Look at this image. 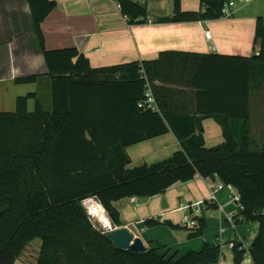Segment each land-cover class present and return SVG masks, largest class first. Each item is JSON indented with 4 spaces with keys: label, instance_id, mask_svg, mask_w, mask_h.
Masks as SVG:
<instances>
[{
    "label": "trees",
    "instance_id": "1",
    "mask_svg": "<svg viewBox=\"0 0 264 264\" xmlns=\"http://www.w3.org/2000/svg\"><path fill=\"white\" fill-rule=\"evenodd\" d=\"M27 3L32 30L46 66L16 82L50 80L52 107L35 91L20 94L13 110H0V264H13L26 244L41 239L38 264H217L222 245L206 241L198 250L167 255L154 247L139 251L118 246L97 228L82 201L94 196L113 224L120 225L115 202L125 196L164 192L196 175L218 177L238 191L240 219L257 220L249 248L235 239V264H264V139L251 137L250 97L264 84V18L257 17L253 56L163 50L153 60L93 67L75 46L47 49L42 22L54 0ZM129 23L147 21V7L118 0ZM231 0H201L185 11L173 0L172 14L159 22H191L224 16ZM146 80L158 109L144 107ZM35 99L33 109L29 98ZM214 117L224 139L207 146L202 120ZM172 130L181 147L155 162L130 165L127 146ZM260 145V144H258ZM190 236L203 233L197 218ZM157 217L145 219L153 226ZM172 227L180 225L165 220Z\"/></svg>",
    "mask_w": 264,
    "mask_h": 264
},
{
    "label": "crops",
    "instance_id": "2",
    "mask_svg": "<svg viewBox=\"0 0 264 264\" xmlns=\"http://www.w3.org/2000/svg\"><path fill=\"white\" fill-rule=\"evenodd\" d=\"M54 1L56 7L41 25L46 48L75 46L89 58L93 67L153 60L163 50L238 56H253L260 50L259 41H255L257 17L264 18L260 0H238L236 7L235 3L231 7L232 14L229 16L191 22H159L158 18L172 14L173 0H144L152 22L133 24L117 7L116 0ZM181 7L185 11H197L201 0H181ZM206 30L211 31V39L205 36ZM45 70L27 3L0 0V110L15 109L16 98L20 94L35 91L39 96L37 82L43 80L50 83L47 76H40L32 82H16L15 79L27 74H45ZM26 83L29 85H19ZM259 89L251 92L250 133L253 141L262 143L264 84ZM31 98L28 100L29 108ZM258 98L262 102L260 107ZM254 100L258 104L255 108ZM202 124L207 146L224 139L222 126L214 117L203 118ZM180 147L178 138L170 129L127 146L132 159L130 165L158 161ZM219 181L218 177L196 175L186 181H177L158 194L122 197L115 202L120 212V225H126L140 235L147 247H154L168 256L176 254L179 257L189 250H198L206 241L220 243L222 255L217 264H235L232 251L234 240L242 241L249 248L259 232V222H235L234 217V222L229 221L228 215L232 212L240 219L238 214L242 207L234 199L238 194L234 186L219 188L215 197H211ZM164 199L166 206L163 205ZM96 207L100 208L95 205L93 209ZM196 207L200 208L198 212ZM149 217H157L161 222L148 226L145 219ZM198 217L205 219L206 226L202 234L190 236L197 226ZM165 220L180 226L172 227ZM193 220L194 224L191 223ZM34 240L26 244L13 264H38L41 240ZM244 262L253 264L248 253Z\"/></svg>",
    "mask_w": 264,
    "mask_h": 264
},
{
    "label": "built area",
    "instance_id": "3",
    "mask_svg": "<svg viewBox=\"0 0 264 264\" xmlns=\"http://www.w3.org/2000/svg\"><path fill=\"white\" fill-rule=\"evenodd\" d=\"M116 5L118 8H121V4L118 0H116ZM234 5V0H231L230 2H228L226 5H225V8H224V15L225 16H229L230 14H232V10H231V7ZM147 22H152V19L149 18V16H147ZM205 36L207 37V39H211L212 37V34H211V31L210 30H206L205 31ZM213 49H215V46H212ZM140 105L144 106V107H149V108H152V109H158V105H157V100H156V97H155V94H154V91H153V88H152V84L149 80H146V89H145V97L139 102ZM222 187H229V188H232L233 185L230 184V183H224L223 181H219L216 186L213 188L212 190V195L211 197H215V191L219 188H222ZM93 200L94 202H97V204H99L100 206H102L103 208V211L106 215V217L109 219L108 217V214H107V211L106 209L104 208V206L102 205V203L94 196H90V197H87L85 199H83L82 203L91 219V221L93 222V224L97 227V228H101L103 230H106L108 231L110 228L112 227H116L118 225L116 224H113V226H111L110 222L111 220L109 219V222L105 223L102 219H100L97 215V213L90 207L89 205V200ZM234 199H236L237 201H239V194L235 195L234 196ZM196 204V203H194ZM220 208H222V205L220 206ZM200 210L199 207H196L195 211L198 212ZM233 216H234V212H232L230 215H228V219L230 222H234L233 220ZM100 221H103V224L100 223ZM194 220L191 221L192 224H194Z\"/></svg>",
    "mask_w": 264,
    "mask_h": 264
},
{
    "label": "water",
    "instance_id": "4",
    "mask_svg": "<svg viewBox=\"0 0 264 264\" xmlns=\"http://www.w3.org/2000/svg\"><path fill=\"white\" fill-rule=\"evenodd\" d=\"M163 205H167V201L163 200ZM103 224V221H100ZM111 226L113 223L110 222ZM109 237L120 247L127 248L131 247L139 251L147 250V245L140 235L132 232L126 225H118L108 230Z\"/></svg>",
    "mask_w": 264,
    "mask_h": 264
},
{
    "label": "rangeland",
    "instance_id": "5",
    "mask_svg": "<svg viewBox=\"0 0 264 264\" xmlns=\"http://www.w3.org/2000/svg\"><path fill=\"white\" fill-rule=\"evenodd\" d=\"M136 1H138L140 4H143V2H144V0H136ZM261 2H260V4H262L261 6L262 7H264V0H260ZM234 3H235V6L234 7H236V5H237V3H238V0H234ZM144 5V4H143ZM46 80V79H45ZM43 80H39V82H37V84H38V87H39V98L42 100V102L44 103V105H45V108H47V109H51V107H52V100H51V92H50V83L48 82H42ZM47 83V84H46ZM19 85H29L28 83H26V84H19ZM256 91H260V89L259 90H256ZM256 99V98H255ZM259 99V98H258ZM31 100V104H30V109H32L33 107H34V104H35V99L34 98H31L30 99ZM257 100V99H256ZM256 100H254V107H253V105H252V107L253 108H255V106L256 105H258L257 104V101ZM259 101H260V105H259V107L262 105L261 103V98L259 99ZM260 109V108H259ZM257 141H259V140H257ZM257 141H255V142H253V144L254 145H256V146H261V144L262 143H259V142H257ZM263 142V141H262ZM258 144H260V145H258ZM235 191H237L236 189H235ZM238 192V191H237ZM89 202H91V203H89V205H90V207L93 209V207L95 206V205H97V206H100L99 204H97V202H94L92 199L89 201ZM109 217V216H108ZM36 240H34V241H40L41 239L39 238V237H36L35 238Z\"/></svg>",
    "mask_w": 264,
    "mask_h": 264
},
{
    "label": "bare ground",
    "instance_id": "6",
    "mask_svg": "<svg viewBox=\"0 0 264 264\" xmlns=\"http://www.w3.org/2000/svg\"><path fill=\"white\" fill-rule=\"evenodd\" d=\"M90 201V200H89ZM91 203V202H89ZM100 208H94L93 210L97 213L98 217L102 219L105 223L109 222L108 218L106 217L102 206H99Z\"/></svg>",
    "mask_w": 264,
    "mask_h": 264
}]
</instances>
